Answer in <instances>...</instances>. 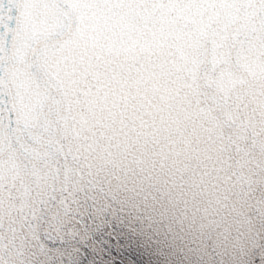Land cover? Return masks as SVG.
Here are the masks:
<instances>
[{
  "label": "snow or ice",
  "instance_id": "snow-or-ice-1",
  "mask_svg": "<svg viewBox=\"0 0 264 264\" xmlns=\"http://www.w3.org/2000/svg\"><path fill=\"white\" fill-rule=\"evenodd\" d=\"M0 264H264V0H0Z\"/></svg>",
  "mask_w": 264,
  "mask_h": 264
},
{
  "label": "water",
  "instance_id": "water-1",
  "mask_svg": "<svg viewBox=\"0 0 264 264\" xmlns=\"http://www.w3.org/2000/svg\"><path fill=\"white\" fill-rule=\"evenodd\" d=\"M148 258L147 257H145V260H147Z\"/></svg>",
  "mask_w": 264,
  "mask_h": 264
}]
</instances>
